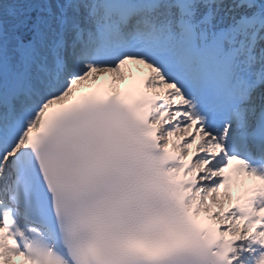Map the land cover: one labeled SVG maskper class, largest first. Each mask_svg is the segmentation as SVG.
I'll list each match as a JSON object with an SVG mask.
<instances>
[{"label": "snow or ice", "instance_id": "snow-or-ice-1", "mask_svg": "<svg viewBox=\"0 0 264 264\" xmlns=\"http://www.w3.org/2000/svg\"><path fill=\"white\" fill-rule=\"evenodd\" d=\"M0 264H264V0H0Z\"/></svg>", "mask_w": 264, "mask_h": 264}, {"label": "bare ground", "instance_id": "bare-ground-1", "mask_svg": "<svg viewBox=\"0 0 264 264\" xmlns=\"http://www.w3.org/2000/svg\"><path fill=\"white\" fill-rule=\"evenodd\" d=\"M238 194V190H237V193L236 195ZM235 201V199H233V202ZM225 205L227 206V200L225 201Z\"/></svg>", "mask_w": 264, "mask_h": 264}]
</instances>
